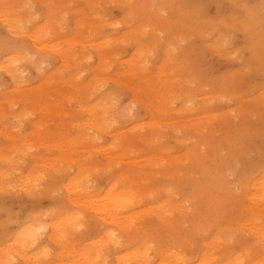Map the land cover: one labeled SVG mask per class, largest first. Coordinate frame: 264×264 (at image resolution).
I'll use <instances>...</instances> for the list:
<instances>
[{"label":"rangeland","instance_id":"rangeland-1","mask_svg":"<svg viewBox=\"0 0 264 264\" xmlns=\"http://www.w3.org/2000/svg\"><path fill=\"white\" fill-rule=\"evenodd\" d=\"M0 175V264H264V0H0Z\"/></svg>","mask_w":264,"mask_h":264},{"label":"bare ground","instance_id":"bare-ground-1","mask_svg":"<svg viewBox=\"0 0 264 264\" xmlns=\"http://www.w3.org/2000/svg\"><path fill=\"white\" fill-rule=\"evenodd\" d=\"M21 3H23V2H21ZM24 3H25V2H24ZM4 17H5V16H4ZM1 18H2V17H1ZM29 34H30V33H29ZM27 36H28V35H27ZM32 36H34V34H32ZM29 37H30V36H29ZM31 38H33V37H30V39H31ZM36 38H37V37H36ZM34 40H35V38H34ZM57 44H58V43H57ZM47 45H48V44H47ZM49 46H50V45H49ZM49 46H48V47H49ZM55 48H56V47H55ZM58 50H60V49H58ZM58 50H57V51H58ZM57 51H56V52H57ZM57 53H58V52H57ZM60 54H61V53H60ZM60 54H58V55H60ZM61 57H62V56H61ZM60 59H61V58H60ZM64 59H65V58H64ZM71 59H72V58H71ZM68 60H69V59H68ZM64 61L67 62L66 60H64ZM66 64H67V63H66ZM16 67H17V66H16ZM3 69H4V68H3ZM6 70H7V69H6ZM8 71H9V73H10V75H11L12 77L15 76V75H19V74H20V72L18 71V69L15 68V67H14L13 69H11V70H8ZM5 73H6V72H5ZM102 101H103V99H102ZM77 105H78V104H77ZM92 105H93V104H92ZM99 105H100V104H99ZM105 106L107 107L108 104H107V105L105 104ZM111 107H112V106H111ZM96 108H97V106H96ZM98 108H99V107H98ZM85 110H86V109H85ZM92 112H93V110H92ZM96 113H97V112H96ZM101 114H102V115H105V114H103V112H102ZM94 115H95V114H94ZM94 117H95V116H94ZM99 118H100V117H99ZM92 119H94V118H92ZM99 120H100V119H98V121H99ZM94 121H95V120H94ZM94 121H92V123H93ZM100 121H101V120H100ZM103 121H104V120H103ZM92 123H91V124H92ZM95 123H98V124H99V122H97V121H96ZM104 123H105V122H104ZM110 123H111V122H110ZM101 124H102V123H101ZM89 125H90V124H89ZM107 125H109V124H107ZM100 126H102V125H100ZM102 128H104V126H103ZM95 129H96V128H95ZM0 176H1V175H0ZM116 194H118V193H116ZM109 195H110V194H109ZM109 195H107V197H109ZM118 195H119V196H117V195L115 196V194H114L113 197L111 196V198H110V199H111V204H109V205L111 206V208H112L113 206L115 207V206H117V205H120V207H121V206L123 205V201H126V199H128V200L131 199V198H129V197L126 198L127 196H125L124 194H122V195H124L125 197L120 196V194H118ZM104 197L106 198V196H104ZM120 197H121V199H120ZM125 198H126V199H125ZM110 199H109V200H110ZM122 199H123V200H122ZM124 199H125V200H124ZM106 201H108V200H106ZM129 201L131 202V200H129ZM129 201H128V202H129ZM130 202H129V203H130ZM104 203H105V201H104ZM129 203H128V204H129ZM105 204H106V203H105ZM121 204H122V205H121ZM128 204L124 203V206H123V207L125 208V206H127ZM102 205H103V204H102ZM129 205H131V204H129ZM129 205H128V206H129ZM103 206H104V205H103ZM128 206H127V207H128ZM114 207L112 208V210H114V209L116 210V207H115V208H114ZM123 207L121 208V210L123 209ZM96 208H97V207H96ZM100 208H102V210H103V212H104V209H105V208H104V207H100ZM107 208H108V207H106V209H107ZM117 208H118V206H117ZM97 209H99V208H97ZM108 209H109V208H108ZM108 209H107V210H108ZM102 210H101V212H102ZM123 210H124V209H123ZM97 211H98V210H97ZM99 211H100V210H99ZM116 211H117V210H116ZM116 211H113V212H115V214H114L113 212H112L111 214H110V213H109V214H110V215H112V214H113V215H116V218H117V216L120 214V212H117V213H118V214H117ZM118 211H119V210H118ZM103 212H102V213H103ZM104 213H105V212H104ZM109 214L106 215V216H109ZM111 217H112V216H111ZM108 218H109V217H108ZM113 218H114V219H113ZM113 218H112L113 220H117V219H118V218L115 219V216H113ZM119 218H120V217H119ZM121 218H122V217H121ZM119 220H120V219H119ZM28 228H29V227H28ZM28 228H27V230H28ZM24 229H25V228H24ZM27 230H26V231H27ZM26 231H25V232H26ZM28 233H30V234L28 235ZM28 233H27L26 235H27L29 238H33V237H35V235H34V233H33V229H30V228H29ZM20 234H21V233H20ZM21 235H23V234H21ZM21 237H22V236H21ZM24 237H25V236H24ZM29 238H26V237H25L24 240H25V239L27 240V239H29ZM13 239H14V238H13ZM34 239H35V238H34ZM34 239H32V243H35ZM21 240H22V239H21ZM21 240H19V241H21ZM24 240H23V241H24ZM14 241H15V240H14ZM28 241H30V239H29ZM28 241H25L26 243H25V242H22V243L24 244V246L27 244ZM17 242H18V241H15V243H17ZM19 243H20V242H19ZM22 243H20V244H22ZM17 244H18V243H17ZM23 244H22V245H23ZM22 245H21V246H22ZM33 245H34V244H33ZM31 246H32V245H31ZM7 248H8V247H7ZM21 248H22V247H21ZM23 249H24V248H23ZM86 254L88 255V253H86Z\"/></svg>","mask_w":264,"mask_h":264}]
</instances>
